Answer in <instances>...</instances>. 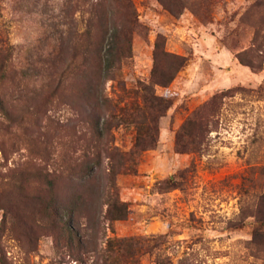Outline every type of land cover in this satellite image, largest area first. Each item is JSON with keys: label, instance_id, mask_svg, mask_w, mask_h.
Listing matches in <instances>:
<instances>
[{"label": "rangeland", "instance_id": "1", "mask_svg": "<svg viewBox=\"0 0 264 264\" xmlns=\"http://www.w3.org/2000/svg\"><path fill=\"white\" fill-rule=\"evenodd\" d=\"M129 1L140 25L132 56L105 82L108 103L137 98L158 39L187 62L156 86L171 100L158 119V144L143 151L136 173L117 176L129 212L110 219L105 168L84 188L68 178L74 54L90 0H0V264H264V0ZM130 12L123 2L116 17L124 22ZM222 92L201 150L178 152L182 124ZM135 135L134 126L114 128L112 145L129 151ZM169 177L179 187L160 190ZM56 178L72 224L42 212L47 181Z\"/></svg>", "mask_w": 264, "mask_h": 264}, {"label": "trees", "instance_id": "2", "mask_svg": "<svg viewBox=\"0 0 264 264\" xmlns=\"http://www.w3.org/2000/svg\"><path fill=\"white\" fill-rule=\"evenodd\" d=\"M123 2H127L131 8L124 22L116 17L117 9ZM166 5L172 12H178L167 2ZM88 13L86 28L82 33L85 41L78 43L74 54L75 132L73 164L68 178L76 187L84 188L89 178L95 179L98 170L101 172L105 168V184L101 193L108 206L106 214L110 219H120L128 215L129 208L116 188L117 176L120 173H136L143 151L157 146L158 119L165 115L171 100L158 94L156 86H167L172 82L186 65L187 58L167 51L165 42L158 39L150 81H139L136 86L137 98L124 106L115 107L108 103L104 85L107 80L117 76L123 60L132 56V30L140 24L128 0H90ZM238 57L252 68L261 67L245 55L238 54ZM224 95V92L214 94L188 116L176 134L178 152L201 150L206 134L211 132L212 123L219 115ZM85 123L89 124L88 134L83 131V128L87 129ZM121 125H131L136 130L134 144L129 151H120L112 145V130ZM184 175V172L180 173V176ZM58 177L61 178V175ZM57 180L47 181L50 197L42 202V212L48 218L59 216L61 221L68 217L72 224L74 209L64 203L58 192L55 193ZM160 184L162 191L179 187L176 177L166 178ZM260 234L256 230L254 237Z\"/></svg>", "mask_w": 264, "mask_h": 264}]
</instances>
